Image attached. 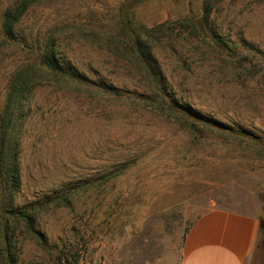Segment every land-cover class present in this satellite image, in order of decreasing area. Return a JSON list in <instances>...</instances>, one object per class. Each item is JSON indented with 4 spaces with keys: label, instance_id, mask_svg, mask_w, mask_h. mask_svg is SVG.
<instances>
[{
    "label": "rangeland",
    "instance_id": "rangeland-1",
    "mask_svg": "<svg viewBox=\"0 0 264 264\" xmlns=\"http://www.w3.org/2000/svg\"><path fill=\"white\" fill-rule=\"evenodd\" d=\"M21 1L0 0V114L16 79L28 82L7 128L20 188L5 206L0 183V264H180L212 206L260 211L252 264H264V0H31L6 40L3 13ZM123 16L167 96L210 126L189 130L159 103ZM52 52L87 82L49 71ZM24 210L43 245L10 214Z\"/></svg>",
    "mask_w": 264,
    "mask_h": 264
},
{
    "label": "trees",
    "instance_id": "trees-1",
    "mask_svg": "<svg viewBox=\"0 0 264 264\" xmlns=\"http://www.w3.org/2000/svg\"><path fill=\"white\" fill-rule=\"evenodd\" d=\"M30 3L31 0H23L4 11L1 22V34L4 39L11 40L14 38V28ZM209 16L210 10L207 4H205L202 17L200 21L194 23V28L201 29L202 32V30H204V25L206 26V23L208 22ZM121 30L124 35H126L130 40L131 53L133 54L137 62L141 65L140 70L144 71V73H146L147 76L152 79L151 85L153 86L152 88L155 89L156 97H160L159 103L161 105L164 104L166 109H169V111L175 115L174 118L176 119V121L182 125H187L189 130L194 129L197 126H210V122L205 117L196 113L190 108L178 106L175 99L167 96V88L165 84H162L158 78L160 69L157 61L153 57L151 50L147 46V44L141 40V36L139 34H135L127 16H123ZM51 55H47L40 60L41 63H43V65H45L49 71L54 73H61L65 76L70 74L69 78L74 79V81L78 84H84L87 82L84 76L76 72V70H72L71 72L67 73L64 69L61 68V66H59L58 61L55 60L53 52L51 53ZM27 84L28 82L25 81L24 77H18L16 79L8 92V104L4 112L0 114V183H2L3 185V188L1 189L2 193L5 192L4 194H2L3 196L1 198V201H3V199L7 200L4 202L5 206L12 205L14 194L18 192L20 188L19 170L16 161V141L14 137L13 139H11V134L9 136L7 135V128L13 125L11 123V120L15 115V122L16 120H20L21 118V109L18 105L17 98H19L20 94L24 92V88ZM98 87L106 93L114 92V88H112L110 85L101 84ZM238 135L242 137L248 136V134H246L245 132H241ZM66 197H58L54 199L55 201H57L58 205H65L67 203ZM10 214L16 218L23 219L26 224L27 231L31 233L35 238H37L39 243L43 245V236L34 229L35 216L33 215V213L24 210V212L18 213L11 211Z\"/></svg>",
    "mask_w": 264,
    "mask_h": 264
},
{
    "label": "crops",
    "instance_id": "crops-1",
    "mask_svg": "<svg viewBox=\"0 0 264 264\" xmlns=\"http://www.w3.org/2000/svg\"><path fill=\"white\" fill-rule=\"evenodd\" d=\"M260 215L216 206L203 210L184 237L180 264H252L263 230Z\"/></svg>",
    "mask_w": 264,
    "mask_h": 264
}]
</instances>
